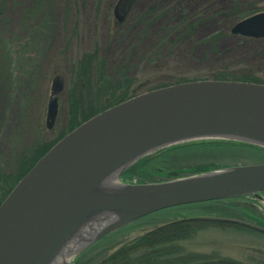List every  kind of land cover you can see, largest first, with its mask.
Wrapping results in <instances>:
<instances>
[{
  "label": "water",
  "instance_id": "95a60500",
  "mask_svg": "<svg viewBox=\"0 0 264 264\" xmlns=\"http://www.w3.org/2000/svg\"><path fill=\"white\" fill-rule=\"evenodd\" d=\"M135 0H117L121 22ZM230 31L264 37V11ZM56 98L47 106L49 123ZM199 140L264 148V84L199 79L135 94L84 120L56 141L0 203V264H54L147 214L264 191V162L212 168L159 182H120L138 159ZM79 248V249H80ZM72 264V263H68Z\"/></svg>",
  "mask_w": 264,
  "mask_h": 264
},
{
  "label": "rangeland",
  "instance_id": "374dc122",
  "mask_svg": "<svg viewBox=\"0 0 264 264\" xmlns=\"http://www.w3.org/2000/svg\"><path fill=\"white\" fill-rule=\"evenodd\" d=\"M112 1L42 0L39 5L34 0H0L3 14L0 16V28H3L0 30V103L9 106L2 143L8 142L7 135L13 131L16 136L21 134L26 138V142H34L44 138L54 140L67 128L73 69L87 53L97 50V56L113 66L128 59L130 65L136 66L135 75L146 74L141 71L139 59L142 60L151 43V32L140 40L137 34H125L121 39L110 35L108 11ZM155 1L135 0L134 11H143ZM200 1L193 0L191 5L194 7ZM43 19L52 22L44 25ZM222 19L223 15L216 11L205 14L184 40L169 45L170 54L163 55L154 74L149 71L140 83L160 76L166 81L175 76H203L207 72L205 66L209 69L210 63L212 69L252 73L264 79V48L254 47L257 41L226 33ZM214 47L221 51L220 55L213 52ZM56 82L59 85L55 87ZM54 96L58 101L57 114L47 127V106ZM216 141H190L173 145H180V150L155 151L139 159L146 161L138 163L137 167L141 168L138 174L127 171L119 177L120 182L165 181L212 168L264 162V151ZM260 194L261 199L239 196L221 204L205 201L150 213L78 249L68 261L99 264L124 243L166 222L218 216L227 219L224 223L205 225L190 239L178 241L180 250L255 264L264 257V231L255 227H264V192Z\"/></svg>",
  "mask_w": 264,
  "mask_h": 264
},
{
  "label": "trees",
  "instance_id": "16d2710c",
  "mask_svg": "<svg viewBox=\"0 0 264 264\" xmlns=\"http://www.w3.org/2000/svg\"><path fill=\"white\" fill-rule=\"evenodd\" d=\"M34 1L35 4L40 5L42 3V0ZM192 1L193 0H156L151 7L143 11H134V3L121 22H115L112 17V7L115 4V0L112 1L108 11L111 22L110 35L121 39V36L125 34L129 36L137 34L140 40L142 37L150 35L151 32V43L143 53L142 60L139 59V63L142 64L141 71L143 73L146 72V74L135 75L134 68L136 66L133 67L130 65L128 59L120 61L117 65L113 66L112 64H107L102 58H99L96 53L97 50L83 55L81 59L77 61L73 69V80L68 94L69 120L67 128L54 138V140L48 142L46 149L43 150L42 148L36 153L33 151L28 160L22 161V163L27 161V164H25L26 166H22L21 170L17 169L12 183L0 191V202L15 183L32 167L37 159L58 139L94 114L135 94L173 83L199 79L242 80L264 84V79H260L252 73L241 72L238 74L235 71L226 69L217 70L215 68H213V70V63L209 64V69L205 66L207 72L203 76H175L169 81L164 80L163 77L160 76L154 77L147 82L144 81L140 83V80L146 77L149 71H152V74H154L156 71L155 69L159 67L157 62H159L160 58L164 57L163 55L170 54L171 50L169 49V45L172 46L179 43L181 38L184 40V38L193 32L195 26L200 23V19L205 14L211 15L214 11L221 13L223 15L221 21L224 22V26L227 27L226 33L232 34L230 28L234 22L250 14L264 10V0H202L194 7L191 5ZM220 6H222V8H218ZM1 9L0 3V16L3 15L1 14ZM1 18L2 17H0V19ZM46 21L47 19H43L44 25L52 22L51 19ZM2 29L0 28V30ZM241 37L257 41L258 43H256L254 47L264 48V37ZM131 50L132 49H130L129 54H131ZM213 52L218 55L221 54V51H219L217 47L213 48ZM138 76H141V78H138ZM153 81L157 82L154 83ZM220 142L248 145L232 141H216L215 143ZM205 143L208 144L207 142ZM189 145L191 144L186 146ZM248 146L264 151L263 148L252 145ZM180 148L181 146L179 145L164 150H180ZM144 161L146 160H139V162H136V164L132 166L133 168L130 170H128V168L122 176H124L127 171L138 174L141 168H139L140 165L138 167L137 165ZM228 200L230 199L214 200L212 202L221 204L223 201ZM217 223H224V220L191 217L166 222L136 237L130 242L124 243L104 258L99 264H245L238 260L219 255L183 252L177 246L178 241L190 239L197 231L204 228L205 225ZM256 263L264 264V260L260 259V261Z\"/></svg>",
  "mask_w": 264,
  "mask_h": 264
},
{
  "label": "flooded vegetation",
  "instance_id": "af4514ba",
  "mask_svg": "<svg viewBox=\"0 0 264 264\" xmlns=\"http://www.w3.org/2000/svg\"><path fill=\"white\" fill-rule=\"evenodd\" d=\"M57 85H59L58 82H56L55 87ZM56 102L58 105L57 98H56ZM8 108L9 106L7 104L0 103V191L12 183V180L14 179L17 169L21 170L22 166L24 167V165L27 164V161L25 163H22V161L28 160L31 157L33 151L36 153L38 150H41L42 148L43 150L46 149L48 142H50L48 138L38 139L34 142H30V141L26 142V138L24 139L21 136V134H17L16 136L15 132L13 131L7 135L8 142L6 144L2 143L1 139L2 136L4 135L5 122L9 113ZM57 109L58 106L56 108V113L54 117L57 114ZM52 121L53 119L50 121L49 125L46 121L45 125L47 127L51 126ZM237 224H242V223L238 222ZM255 227L258 228L259 230L261 229L264 231V227L263 228L257 226ZM260 258H262V260L264 259V257L262 256Z\"/></svg>",
  "mask_w": 264,
  "mask_h": 264
},
{
  "label": "bare ground",
  "instance_id": "6f19581e",
  "mask_svg": "<svg viewBox=\"0 0 264 264\" xmlns=\"http://www.w3.org/2000/svg\"><path fill=\"white\" fill-rule=\"evenodd\" d=\"M80 248V244L76 241L71 242L67 245V247L64 249L63 254L59 255L57 260L54 264H68L70 255L73 254L75 251H77Z\"/></svg>",
  "mask_w": 264,
  "mask_h": 264
}]
</instances>
